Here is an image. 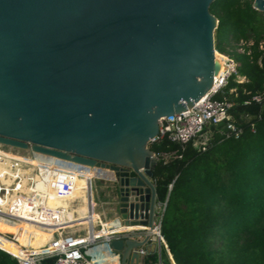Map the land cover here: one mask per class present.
<instances>
[{
    "label": "water",
    "instance_id": "water-1",
    "mask_svg": "<svg viewBox=\"0 0 264 264\" xmlns=\"http://www.w3.org/2000/svg\"><path fill=\"white\" fill-rule=\"evenodd\" d=\"M213 1L0 0V143L110 170L97 180L114 186L123 223L152 228L149 143L221 69ZM152 240L147 231L108 247L119 264H141Z\"/></svg>",
    "mask_w": 264,
    "mask_h": 264
},
{
    "label": "trees",
    "instance_id": "trees-1",
    "mask_svg": "<svg viewBox=\"0 0 264 264\" xmlns=\"http://www.w3.org/2000/svg\"><path fill=\"white\" fill-rule=\"evenodd\" d=\"M253 1L214 0L210 6L218 18L215 48L235 58L245 76L231 77L219 94L233 102L232 116L244 133L216 132L205 150L167 136L149 143L156 152L179 153L160 157L153 170L157 200L165 203L162 234L176 264H264V10ZM241 40L252 41L249 53L238 51ZM7 240L0 234V264H19L11 252L22 251ZM160 259L173 264L165 245L146 255L145 264Z\"/></svg>",
    "mask_w": 264,
    "mask_h": 264
},
{
    "label": "built area",
    "instance_id": "built-area-1",
    "mask_svg": "<svg viewBox=\"0 0 264 264\" xmlns=\"http://www.w3.org/2000/svg\"><path fill=\"white\" fill-rule=\"evenodd\" d=\"M247 42L238 43V51L250 52ZM216 54L221 53L215 50ZM226 57L224 67L214 77L212 88L199 98L190 108L173 116L160 118V129L151 142L158 141L167 136L170 140L193 145L205 150L212 141L216 132L226 137H240L245 128L235 121L231 113L233 102L228 100L224 93L229 79L234 76L237 81H243L244 75L239 73V62L229 53H221ZM234 90V89H232ZM253 99L261 101L263 95H254ZM254 128V123L251 124ZM0 143V214L17 219L24 223L33 224L42 228H51L52 235L43 244L34 245L30 242L21 244V253H14L19 264H42L43 261L53 258L50 264H99L95 247L99 243L109 242L115 237L138 235L143 238L147 231L152 234V239L159 242L160 249L165 245L170 259L171 253L162 234V211L165 203L159 202L158 211L153 227L125 225L123 221L115 224L96 212L97 216L89 209L85 232L67 231L69 226V211H75V219L79 218L78 207L82 201L80 196H75L79 189V179H85L83 184L84 196L94 199V186L98 177H105L107 170L91 167L77 162L65 160L52 155L26 150V153L14 152ZM176 149L171 151H154L157 159H168L178 155ZM61 199L68 201L52 205L50 201ZM84 202V200H83ZM94 209V208H93ZM74 220V221H79ZM73 225V226H76ZM8 238L20 243L18 235H7ZM98 243V244H97ZM96 245V246H95ZM93 249L91 252L90 250ZM159 249V252H160ZM142 255H148V250L141 249ZM118 256V254L116 253ZM143 258V260H144ZM142 260V261H143ZM158 264H164L161 259Z\"/></svg>",
    "mask_w": 264,
    "mask_h": 264
},
{
    "label": "bare ground",
    "instance_id": "bare-ground-1",
    "mask_svg": "<svg viewBox=\"0 0 264 264\" xmlns=\"http://www.w3.org/2000/svg\"><path fill=\"white\" fill-rule=\"evenodd\" d=\"M217 58L220 60L221 62V68L222 66L224 67V62L226 60V57L224 56V54L218 53L216 54ZM85 179H79V186H78V190L75 194L74 197L76 196H80L82 198L81 203L79 204L78 207V211H79V215L83 216L86 215L89 211V199L87 198V196H84V189L83 184L85 183ZM84 200V202H83ZM92 203V207L91 210L93 212L94 211V199L92 198L91 200ZM50 203L52 205H56V204H67L68 201H64L61 199H55L50 201ZM75 211L74 210H70L69 211V215L68 217L69 219V226H73L76 224H81V223H86V217H84L83 219H80L79 221H73L71 222L72 219H75ZM0 234H2L4 237L8 238L7 235L8 234H13V235H18L19 239H20V243H17L16 241L8 238L7 242L9 246H12L20 251L21 250V244L22 243H27L30 242L34 245H41L43 244L49 237H51L52 235V229L51 228H42L33 224H28V223H24L22 221H19L17 219L5 216L0 214ZM98 249V248H97ZM91 251V250H90ZM112 255V254H111ZM106 258V257H104Z\"/></svg>",
    "mask_w": 264,
    "mask_h": 264
},
{
    "label": "crops",
    "instance_id": "crops-1",
    "mask_svg": "<svg viewBox=\"0 0 264 264\" xmlns=\"http://www.w3.org/2000/svg\"><path fill=\"white\" fill-rule=\"evenodd\" d=\"M103 186H104V184H103ZM98 199H99V201H101V204L103 205L102 213L101 212H99V213L102 214L104 218H106L107 220H109L113 224H115L118 221H121L120 215L117 212L115 205L108 202V200H110V199H107L105 201L101 200L100 197H98ZM90 200H89V206H88L89 209H91V207H92V203ZM94 204H95V202H94ZM159 208L160 207H157V211H159ZM93 213H95V216H97L96 212H93ZM87 214L83 215V216H79L78 219H83L84 217L87 216ZM78 219H72L71 222H73L74 220H78ZM153 246H155V251H159L160 245H159V242L155 238L152 241H150L148 244V247H153ZM94 252L97 253V258H98V260H100L99 264H119L120 263V260H119L118 256L116 255V253L112 252L110 250V248L105 243L98 244L95 247ZM104 257H106V258H104ZM145 258H146V256H145ZM145 258L141 264H145Z\"/></svg>",
    "mask_w": 264,
    "mask_h": 264
},
{
    "label": "rangeland",
    "instance_id": "rangeland-1",
    "mask_svg": "<svg viewBox=\"0 0 264 264\" xmlns=\"http://www.w3.org/2000/svg\"><path fill=\"white\" fill-rule=\"evenodd\" d=\"M6 148L11 149L14 152H19V153H26L27 151L24 149H20V148H15V147H10L8 145H3ZM96 187V185L94 186V188ZM97 188L99 189L98 192L95 191L94 189V197H95V204H94V211L95 212H101L103 210V205L101 204V201H99L98 197L101 198V200L105 201L107 200L106 195L104 194L107 190H109L108 187L105 188H101L100 185H97ZM111 189V188H110ZM114 204V203H112ZM161 210V208H159V211ZM86 227V225H76V226H70L67 228V231L69 232H74L75 230H77L78 232H85L84 228ZM98 244V243H97ZM100 244V243H99ZM96 246V245H95ZM93 251V249H91V252Z\"/></svg>",
    "mask_w": 264,
    "mask_h": 264
},
{
    "label": "flooded vegetation",
    "instance_id": "flooded-vegetation-1",
    "mask_svg": "<svg viewBox=\"0 0 264 264\" xmlns=\"http://www.w3.org/2000/svg\"><path fill=\"white\" fill-rule=\"evenodd\" d=\"M113 175V173L110 171V170H107V172L105 173V177L106 178H111ZM104 184V186H103ZM95 191L98 192L99 189L97 188V185H100L101 188H105V187H108L109 190H107L104 194L106 195L107 199H112L116 196L115 194V190H114V186L110 183V182H104L101 184V182L99 180H96L95 181ZM111 188V189H110Z\"/></svg>",
    "mask_w": 264,
    "mask_h": 264
}]
</instances>
